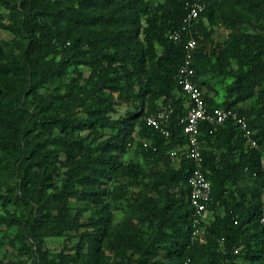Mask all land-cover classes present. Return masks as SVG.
Here are the masks:
<instances>
[{"label":"trees","instance_id":"obj_1","mask_svg":"<svg viewBox=\"0 0 264 264\" xmlns=\"http://www.w3.org/2000/svg\"><path fill=\"white\" fill-rule=\"evenodd\" d=\"M187 1L11 0L13 31L24 41L18 53L0 48V207L26 206L16 239L33 264H85L84 223L71 203L94 201L95 185L112 172L118 181L109 193L114 202L129 200L131 187L149 177L153 193L143 195L136 214L112 232L114 264H264L258 193L240 185L245 178L264 179V0H208L183 41L174 42L169 31L184 24ZM219 19L231 30L226 40L215 39ZM190 36L199 44L193 66L202 89L209 74H229L237 66L228 99L216 103L203 89L205 100L209 107L237 110L256 141L251 146L232 120L200 127V169L212 185L206 243L191 240L188 179L198 166L182 154L187 98L178 75ZM74 64L89 68L83 85L70 83L71 98L88 93L84 115L72 113L68 94L42 92ZM247 99L248 107L239 105ZM163 104L174 108L168 137L147 123ZM123 105L125 112L112 117ZM54 132L60 137L45 139ZM135 143L144 162L118 163L115 152ZM53 145L62 152L48 153ZM168 149L178 154L180 167L150 168ZM47 164L67 168L58 192L50 190ZM89 220L103 236L109 214ZM5 222L0 215V225ZM146 229L153 231L148 239ZM44 236L77 241L51 252ZM88 238V264H99L100 244ZM161 251L166 261H157Z\"/></svg>","mask_w":264,"mask_h":264},{"label":"rangeland","instance_id":"obj_2","mask_svg":"<svg viewBox=\"0 0 264 264\" xmlns=\"http://www.w3.org/2000/svg\"><path fill=\"white\" fill-rule=\"evenodd\" d=\"M153 4L158 2H163L165 0H150ZM11 0H0V48L3 51L12 50L13 53H18L23 43V38L19 36L18 33L13 31L14 18L13 10L11 6ZM215 39L217 41L226 40L230 34V28L225 25L219 19L218 24L214 27ZM237 66L231 69L229 74H209L205 79V85L203 87L204 91L213 97L216 103L225 102L230 94L231 87H234V76ZM81 74V76H80ZM89 68L84 64H74L70 67L69 73L62 81H51L47 89H42V92H58L62 95L68 94V99L71 100L72 113L75 115H84L82 113L84 105L82 103H88V93L79 94L77 97H70V88L72 82H77L80 85L85 83L84 78L88 77ZM18 85H15L12 90L9 91L11 97L17 93ZM237 94L231 98L234 100ZM13 98V97H12ZM252 100L247 99L240 101L239 105L243 107H248ZM126 106H118L117 112L112 114V117L117 118L122 115ZM109 131V130H107ZM86 134V132H82ZM58 132H54L53 135L46 134L45 139H53V137H60L57 135ZM48 153H61L59 146H50L46 149ZM62 155V154H61ZM174 155L172 149L165 151L163 158L159 159L157 162L150 163L149 167H154L158 171L166 170L170 167H180V158ZM115 158L118 163H128L133 160L136 162H144L137 144L132 146H127L123 148L122 151L115 152ZM263 162H264V152H263ZM45 172L50 176L51 192L55 193L60 191V189L67 183V168H61L59 164H47L45 167ZM150 179L146 178L143 180V184L139 187H131L130 199L114 202L111 200L109 193L112 188L118 184L116 179V173L112 172L110 176L101 179L95 185L96 195L94 201H74L71 203L74 213H77L80 217L81 222L84 223L81 231L86 233L84 237L85 241L83 247L81 248V256H84V263L88 264L86 253L89 250L88 236L91 235V240L95 243L100 244L101 259L99 264H114L116 260L115 252L110 248L109 241L111 239L112 232L119 226L125 225L131 217L136 214L135 205L137 201L145 194H153L150 190L149 184ZM240 185L247 186L253 191L258 193V201L260 202V207L264 216V179H249L245 178ZM26 206L23 202H18L15 205H9L5 208L0 207V215H3L6 222L0 225V264H7L9 261L22 262L26 264H33V258L30 255L22 254L17 246L16 233L20 230L21 225L18 222L20 217L25 216ZM104 213L109 214V220L105 229L103 236L99 235L100 225L97 223L90 224L87 222L91 218L102 217ZM90 221V220H89ZM146 239H148L152 234V229H146ZM77 241V238L68 239L66 236L60 237H43L44 247L51 252H59L64 248H71ZM160 256L157 261H166V254L164 251L160 252ZM159 263V262H158ZM155 264V263H152Z\"/></svg>","mask_w":264,"mask_h":264},{"label":"built area","instance_id":"obj_3","mask_svg":"<svg viewBox=\"0 0 264 264\" xmlns=\"http://www.w3.org/2000/svg\"><path fill=\"white\" fill-rule=\"evenodd\" d=\"M208 0H188L186 3L187 15L184 24L169 31V38L174 42H181L185 33L191 31L193 23L206 10ZM198 40L190 36L184 43V59L180 66L178 82L187 98V111L181 118L183 133L187 144L182 149V154L197 162V168L188 179L189 201L192 213V242L206 243L207 227L209 223V203L211 201L212 185L200 169L202 145L200 141V127L208 122L212 125H222L227 120L234 121L248 138L251 146H256V141L251 137L247 122L240 113L232 108L209 107L203 89L197 81V73L193 66L194 56L198 48ZM174 108L171 104H163L158 112L147 118L148 125L159 130L163 135L170 136L169 123ZM176 154V152H175ZM264 224V217L262 218ZM238 249L235 250V253Z\"/></svg>","mask_w":264,"mask_h":264}]
</instances>
